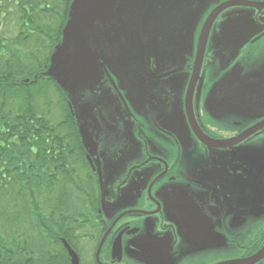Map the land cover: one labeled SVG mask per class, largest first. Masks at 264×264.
I'll use <instances>...</instances> for the list:
<instances>
[{"label":"flooded vegetation","instance_id":"flooded-vegetation-1","mask_svg":"<svg viewBox=\"0 0 264 264\" xmlns=\"http://www.w3.org/2000/svg\"><path fill=\"white\" fill-rule=\"evenodd\" d=\"M227 4L210 27L196 76L199 32ZM263 5L213 0L191 55L154 82V101L142 109L109 84L116 81L105 69L109 109L90 117L91 146L77 130L81 146L71 150L73 190L92 206L91 217L82 226L67 223L58 237L79 264H264V113L213 116L207 104L233 70L259 78L245 83H264ZM227 21L261 30L231 62L213 45Z\"/></svg>","mask_w":264,"mask_h":264},{"label":"trees","instance_id":"trees-1","mask_svg":"<svg viewBox=\"0 0 264 264\" xmlns=\"http://www.w3.org/2000/svg\"><path fill=\"white\" fill-rule=\"evenodd\" d=\"M71 1L0 0V264H71L76 253L59 232L91 217L92 206L74 201L77 126L61 89L42 75ZM10 26L15 36L3 37Z\"/></svg>","mask_w":264,"mask_h":264},{"label":"water","instance_id":"water-1","mask_svg":"<svg viewBox=\"0 0 264 264\" xmlns=\"http://www.w3.org/2000/svg\"><path fill=\"white\" fill-rule=\"evenodd\" d=\"M212 1H71L60 41L42 75L54 81L67 98L86 149L91 146V115L98 108L109 109L107 103L112 98L104 83L105 69L116 81L109 84L125 93L133 109H142L146 103L154 101L159 84L154 82H159L164 72L182 64L185 57L191 55L200 16ZM228 5L210 13L199 32L196 76L210 27ZM250 24L249 21L224 23L214 39L215 50L230 53V62L234 60L243 46L261 31L251 30ZM256 76H242L240 71L233 70L217 81L207 97V104L216 110L209 113L213 116L220 112L231 116L264 113V83H245L258 80ZM254 130L242 138H247ZM69 253L71 264H79L76 255L71 250Z\"/></svg>","mask_w":264,"mask_h":264},{"label":"rangeland","instance_id":"rangeland-1","mask_svg":"<svg viewBox=\"0 0 264 264\" xmlns=\"http://www.w3.org/2000/svg\"><path fill=\"white\" fill-rule=\"evenodd\" d=\"M10 27H11L10 30H8L7 28H5V29L3 30V33H1L3 37H5V38H9V37H14V36H15L16 31L13 30L12 26H10ZM7 30H8V31H7ZM45 83H46V81H45ZM49 95H51V103H52V106H53L51 112H52V114H53V116H54L55 118H58V117L60 116V111H59L58 108H56L57 97L55 96V92H54L52 89H49ZM49 95H48V96H49ZM55 120H56V119H55ZM74 201H75L76 203H77V202L81 203V201H83V200H82L81 197H77V198L74 199Z\"/></svg>","mask_w":264,"mask_h":264}]
</instances>
